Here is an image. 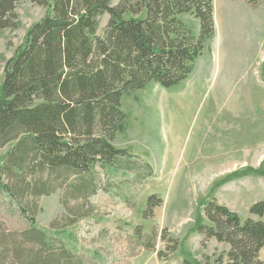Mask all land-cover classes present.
Masks as SVG:
<instances>
[{"label": "trees", "instance_id": "1", "mask_svg": "<svg viewBox=\"0 0 264 264\" xmlns=\"http://www.w3.org/2000/svg\"><path fill=\"white\" fill-rule=\"evenodd\" d=\"M17 1L0 0V31L17 27ZM35 1L46 14L8 59L0 83V148L15 142L0 168L9 179L2 189L30 228L0 233V264H95L36 227L37 200L61 186L63 203L83 201L62 225L52 224L64 229L87 214L82 209L97 191V165L152 175L148 164L131 162L130 150L114 144L128 124L122 99L151 82L169 88L191 75L216 34L214 0ZM185 13L199 20L198 36L180 18ZM162 203L151 195L145 217ZM203 211L208 223L197 225L203 243L215 238L229 246L226 261L216 264H264L262 219L243 220L215 197ZM249 211L263 218L264 200ZM177 264L208 263L186 258Z\"/></svg>", "mask_w": 264, "mask_h": 264}, {"label": "rangeland", "instance_id": "2", "mask_svg": "<svg viewBox=\"0 0 264 264\" xmlns=\"http://www.w3.org/2000/svg\"><path fill=\"white\" fill-rule=\"evenodd\" d=\"M214 5L216 34L191 75L169 88L151 82L122 99L128 124L114 144L130 150L131 162L148 164L152 175L97 165V191L82 209L87 214L64 229L52 224L62 225L83 201L63 203L61 186L37 200L36 227L63 239L64 246L95 264H177L186 258L216 264L221 257L226 261L229 246L215 238L203 243L197 231L199 223H208L203 210L212 197L243 220L263 219L249 210L264 200V0H214ZM46 11L35 0L17 1V27L0 31V83L8 59ZM108 18L102 16L99 35ZM180 18L199 35L200 22L194 15ZM14 145L0 148V168ZM8 180L0 169L4 234L30 228L2 189ZM151 195L163 203L145 217ZM261 257L264 260V252Z\"/></svg>", "mask_w": 264, "mask_h": 264}, {"label": "crops", "instance_id": "3", "mask_svg": "<svg viewBox=\"0 0 264 264\" xmlns=\"http://www.w3.org/2000/svg\"><path fill=\"white\" fill-rule=\"evenodd\" d=\"M262 220L264 221V217H263ZM263 252H264V247H263V249H262L261 252H260V258H261V259H263V258L261 257Z\"/></svg>", "mask_w": 264, "mask_h": 264}]
</instances>
